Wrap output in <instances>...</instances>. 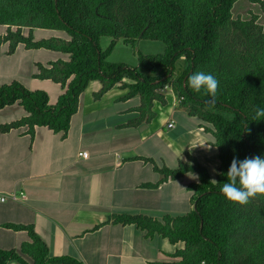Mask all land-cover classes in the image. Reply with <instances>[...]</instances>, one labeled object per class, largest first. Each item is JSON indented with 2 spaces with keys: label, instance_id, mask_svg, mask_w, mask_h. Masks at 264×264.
Instances as JSON below:
<instances>
[{
  "label": "trees",
  "instance_id": "trees-1",
  "mask_svg": "<svg viewBox=\"0 0 264 264\" xmlns=\"http://www.w3.org/2000/svg\"><path fill=\"white\" fill-rule=\"evenodd\" d=\"M239 0H0V25L6 28L0 44L7 42L8 53L17 45L25 49L51 50L69 56L68 61L37 64L33 78L60 84L64 92L54 105L43 91H30L13 81L0 86V109L18 104L25 116L0 125V133L27 127H45L65 136L71 117L77 112L79 97L90 81L101 89L95 100L115 85L129 90L127 98L139 96V117L130 125L154 117L152 103L165 104L159 92L169 86L189 116L212 127L219 160L216 181L196 160L180 163L176 169H158L150 159L141 158L163 175L161 181L178 179L188 172L198 176L189 184L192 209L181 216L157 220L143 215L113 214L106 223L134 225L146 237L160 235L171 244L182 243L175 255L180 264H264V196L247 205L229 202L222 194L226 173L235 156L264 157V117L254 120L257 107L264 108V32L253 21L232 18ZM264 15V0H248ZM29 31L27 36L22 30ZM32 29L64 32L68 39L34 41ZM110 38L105 50L100 39ZM159 41L163 52H137V66L107 61L116 42L132 48L137 40ZM232 43L237 50H232ZM245 47V52L238 50ZM183 57L186 68L173 80L175 63ZM163 70L162 75H158ZM198 71L219 81L216 103L209 106L201 92L186 86L187 77ZM129 80L130 84L123 83ZM151 186V185H146ZM26 231L29 237L16 250H0V264H81L69 256H51L46 244L31 226L6 225Z\"/></svg>",
  "mask_w": 264,
  "mask_h": 264
},
{
  "label": "crops",
  "instance_id": "crops-1",
  "mask_svg": "<svg viewBox=\"0 0 264 264\" xmlns=\"http://www.w3.org/2000/svg\"><path fill=\"white\" fill-rule=\"evenodd\" d=\"M2 27L0 36L6 32ZM55 32L50 38L68 39ZM28 33L22 30L24 36ZM8 47L0 44V86L17 81L30 91L45 92L54 105L64 89L33 75L37 64L68 61L69 56L21 44L8 53ZM101 86L97 80L88 83L65 136L45 127H35L30 136L25 126L0 133V250L17 251L29 241L26 231L6 226L23 225L33 228L51 256L73 257L81 264H180L175 252L183 248L181 242L171 244L157 234L146 237L134 225L106 222L113 214L162 220L188 213L192 192L187 187L198 183L197 174L161 181L163 175L141 158L170 170L196 160L216 179L219 160L212 127L189 116L170 87L159 90L166 103H152L150 121L130 125L140 116L139 96L127 98L129 90L117 84L95 100ZM156 107L165 111L160 122H154ZM24 116L18 104L7 106L0 109V125ZM197 143L210 147H194Z\"/></svg>",
  "mask_w": 264,
  "mask_h": 264
},
{
  "label": "clouds",
  "instance_id": "clouds-1",
  "mask_svg": "<svg viewBox=\"0 0 264 264\" xmlns=\"http://www.w3.org/2000/svg\"><path fill=\"white\" fill-rule=\"evenodd\" d=\"M186 86H190L195 92L203 90L204 95L208 97L206 102L209 106L215 105L219 81L214 75L203 71L194 72L187 77ZM262 117H264V108L257 107L253 119L260 120ZM198 145L210 147L207 143H197L194 147ZM212 171L215 173L216 170L212 169ZM226 178L227 182L223 183L221 192L231 203L244 206L257 196H264V157H245L239 160L234 156ZM211 182L218 183L215 179ZM9 264L14 262L10 261Z\"/></svg>",
  "mask_w": 264,
  "mask_h": 264
},
{
  "label": "rangeland",
  "instance_id": "rangeland-1",
  "mask_svg": "<svg viewBox=\"0 0 264 264\" xmlns=\"http://www.w3.org/2000/svg\"><path fill=\"white\" fill-rule=\"evenodd\" d=\"M232 18L242 21H253L255 28L264 32V15L260 11L259 7L256 4L250 3L248 0H239L232 8L231 11ZM3 27L0 25V30ZM56 32L53 30L46 29H35L32 33V38L34 40L48 39L52 35H55ZM110 43V38L103 37L100 39V48L105 50ZM232 50H237L232 43H229ZM245 52V47L240 46L238 49ZM137 52L142 53L143 55H156L163 52V44L159 41H150V40H137L132 48L130 45L123 44L122 41L116 42L112 52L107 58V61L110 63L124 64L131 67L137 66ZM34 54V53H33ZM186 68V61L183 57H180L175 63L174 75L178 77ZM169 86H166L167 89ZM156 113V118L154 122H160L164 117L163 108H154ZM167 133V129L164 130Z\"/></svg>",
  "mask_w": 264,
  "mask_h": 264
},
{
  "label": "built area",
  "instance_id": "built-area-1",
  "mask_svg": "<svg viewBox=\"0 0 264 264\" xmlns=\"http://www.w3.org/2000/svg\"><path fill=\"white\" fill-rule=\"evenodd\" d=\"M164 87H166V86H164ZM173 126V123L172 122H170V123H168L167 124V127H169V128H171ZM84 157H86V154L85 153H83L82 154ZM11 198H13V199H15L16 198V196L15 195H11ZM2 201L4 200V198H0Z\"/></svg>",
  "mask_w": 264,
  "mask_h": 264
}]
</instances>
